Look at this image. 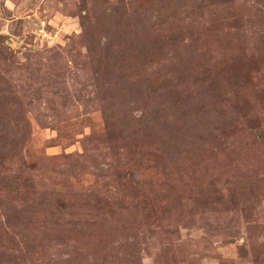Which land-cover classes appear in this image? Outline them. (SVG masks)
<instances>
[{"label":"rangeland","instance_id":"374dc122","mask_svg":"<svg viewBox=\"0 0 264 264\" xmlns=\"http://www.w3.org/2000/svg\"><path fill=\"white\" fill-rule=\"evenodd\" d=\"M0 264H264V0H0Z\"/></svg>","mask_w":264,"mask_h":264}]
</instances>
